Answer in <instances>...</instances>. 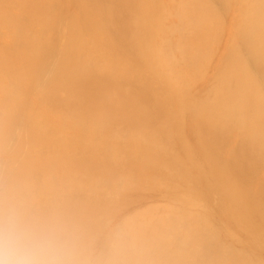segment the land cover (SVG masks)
I'll return each instance as SVG.
<instances>
[{"label":"bare ground","instance_id":"6f19581e","mask_svg":"<svg viewBox=\"0 0 264 264\" xmlns=\"http://www.w3.org/2000/svg\"><path fill=\"white\" fill-rule=\"evenodd\" d=\"M70 264H264V0H0V209Z\"/></svg>","mask_w":264,"mask_h":264},{"label":"clouds","instance_id":"9594fccd","mask_svg":"<svg viewBox=\"0 0 264 264\" xmlns=\"http://www.w3.org/2000/svg\"><path fill=\"white\" fill-rule=\"evenodd\" d=\"M72 239L14 203L0 209V264H70Z\"/></svg>","mask_w":264,"mask_h":264}]
</instances>
